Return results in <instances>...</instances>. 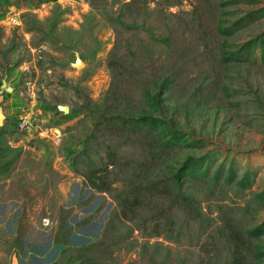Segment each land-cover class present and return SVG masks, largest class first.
Here are the masks:
<instances>
[{
	"label": "rangeland",
	"instance_id": "1",
	"mask_svg": "<svg viewBox=\"0 0 264 264\" xmlns=\"http://www.w3.org/2000/svg\"><path fill=\"white\" fill-rule=\"evenodd\" d=\"M0 112V264H264V0H0Z\"/></svg>",
	"mask_w": 264,
	"mask_h": 264
},
{
	"label": "water",
	"instance_id": "2",
	"mask_svg": "<svg viewBox=\"0 0 264 264\" xmlns=\"http://www.w3.org/2000/svg\"><path fill=\"white\" fill-rule=\"evenodd\" d=\"M84 65H85L84 60L80 57L79 53H77L75 62L73 63V66L77 69H80V68L84 67ZM7 88H8V90L12 89V87H7ZM60 109H62L64 111H68L67 107H60ZM3 118H4V115L2 114V112H0V124L3 123Z\"/></svg>",
	"mask_w": 264,
	"mask_h": 264
},
{
	"label": "built area",
	"instance_id": "3",
	"mask_svg": "<svg viewBox=\"0 0 264 264\" xmlns=\"http://www.w3.org/2000/svg\"><path fill=\"white\" fill-rule=\"evenodd\" d=\"M14 20L16 21L17 19L14 18ZM28 125H29V120L26 118H23L18 122V126L20 129H25L28 127ZM44 222L45 224H49L48 219H45Z\"/></svg>",
	"mask_w": 264,
	"mask_h": 264
},
{
	"label": "crops",
	"instance_id": "4",
	"mask_svg": "<svg viewBox=\"0 0 264 264\" xmlns=\"http://www.w3.org/2000/svg\"><path fill=\"white\" fill-rule=\"evenodd\" d=\"M2 207V211L4 210L3 203H0V208ZM13 259V258H12Z\"/></svg>",
	"mask_w": 264,
	"mask_h": 264
}]
</instances>
